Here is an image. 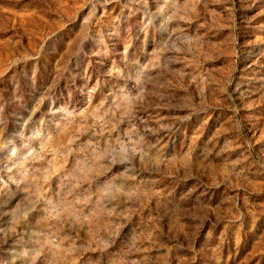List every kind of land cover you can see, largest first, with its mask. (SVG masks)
I'll return each instance as SVG.
<instances>
[{
    "label": "rangeland",
    "instance_id": "1",
    "mask_svg": "<svg viewBox=\"0 0 264 264\" xmlns=\"http://www.w3.org/2000/svg\"><path fill=\"white\" fill-rule=\"evenodd\" d=\"M0 264H264V0H0Z\"/></svg>",
    "mask_w": 264,
    "mask_h": 264
}]
</instances>
